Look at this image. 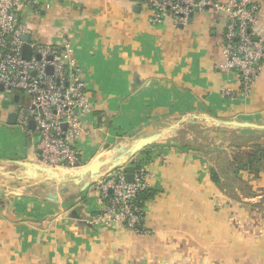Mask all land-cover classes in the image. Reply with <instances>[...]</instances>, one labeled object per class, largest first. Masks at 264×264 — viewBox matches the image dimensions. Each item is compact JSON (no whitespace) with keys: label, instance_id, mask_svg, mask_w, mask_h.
Here are the masks:
<instances>
[{"label":"crops","instance_id":"obj_1","mask_svg":"<svg viewBox=\"0 0 264 264\" xmlns=\"http://www.w3.org/2000/svg\"><path fill=\"white\" fill-rule=\"evenodd\" d=\"M28 1L34 37L68 42L82 70L91 105L78 143L85 165L143 135L166 136L133 158L151 192L145 231L89 226L105 173L83 192L81 183L27 179L21 163L39 164L38 136L8 119L30 99L0 93V264H264V130L210 120L264 126V66L248 98L225 99L240 85L223 68L216 14L155 23L138 0Z\"/></svg>","mask_w":264,"mask_h":264},{"label":"built area","instance_id":"obj_2","mask_svg":"<svg viewBox=\"0 0 264 264\" xmlns=\"http://www.w3.org/2000/svg\"><path fill=\"white\" fill-rule=\"evenodd\" d=\"M142 1L155 23L168 16L177 24H185L191 15L216 14L226 57L223 68L235 74L240 85L237 93L225 90L222 97L232 100L251 95L264 66V34L256 30L263 10L261 1ZM34 6L28 0H0L1 94L18 93L30 99L29 105L17 106L16 125L28 132L33 123L38 136L39 165L77 170L86 164L78 143L85 130L83 116L91 112L87 85L68 42L51 46L34 37L26 23L37 15ZM25 44L31 50L28 59L23 57ZM140 161L132 159L129 163L134 167L130 182L123 168H119L98 183L102 208L100 214L86 220L89 226L112 221L134 233L145 231V203L140 206L138 196L149 187Z\"/></svg>","mask_w":264,"mask_h":264},{"label":"water","instance_id":"obj_3","mask_svg":"<svg viewBox=\"0 0 264 264\" xmlns=\"http://www.w3.org/2000/svg\"><path fill=\"white\" fill-rule=\"evenodd\" d=\"M142 2V0H138ZM192 15L188 18V23L192 20ZM26 41L27 38H24ZM31 50L30 47L25 44L23 47V57L28 59L30 57ZM0 93H4L3 87L0 85ZM6 98L10 97V94L5 95ZM17 115L16 112H13L9 115L8 123L13 125L15 124ZM214 126L221 129L235 128V129H263L264 126H257L248 122H220L217 120L210 119ZM31 127L33 123H30ZM64 128V126H63ZM166 136L165 130L155 131L154 133L143 135L133 140L132 142L126 144L125 146H119L114 148L111 154L107 157L97 159L88 165L81 167L76 174H61L60 171L53 168L43 167L39 164H28L21 163V165L26 168L25 177L27 179H46L57 184H73L79 185L80 191L83 192L88 189L92 183L100 179L104 175H107L119 168H123V171L127 175V180L130 182L132 179V174L134 172V167L127 165L134 157L143 152L149 146L155 144L156 142L164 139Z\"/></svg>","mask_w":264,"mask_h":264},{"label":"trees","instance_id":"obj_4","mask_svg":"<svg viewBox=\"0 0 264 264\" xmlns=\"http://www.w3.org/2000/svg\"><path fill=\"white\" fill-rule=\"evenodd\" d=\"M244 138V137H243ZM243 138H240L239 137V139L240 140H243L244 141V139ZM247 141H252V139L249 137V138H247ZM247 141H245V142H247ZM233 143V145H235V146H238V144L234 141V142H232ZM234 161H235V159H234ZM133 164V163H132ZM234 164V163H233ZM135 165V164H134ZM231 166H232V164H231ZM247 167H249L250 168V165L249 166H247ZM248 168V169H249ZM236 173V172H235ZM256 173V172H255ZM256 175H258V174H256ZM212 179L214 180V181H217L218 180V173L216 172H213V174H212ZM151 192H150V190H147V191H144L143 193H141V194H139V196H138V201H140V203H139V205L140 206H143V204L145 203V201H146V199L151 195L150 194ZM109 196H111V193H109Z\"/></svg>","mask_w":264,"mask_h":264},{"label":"rangeland","instance_id":"obj_5","mask_svg":"<svg viewBox=\"0 0 264 264\" xmlns=\"http://www.w3.org/2000/svg\"><path fill=\"white\" fill-rule=\"evenodd\" d=\"M237 140H238V139H237ZM57 170H58V169H57ZM60 173H61V174H64L65 172H63L62 170H60ZM70 174H71V173H70ZM97 187H98V185H97Z\"/></svg>","mask_w":264,"mask_h":264}]
</instances>
